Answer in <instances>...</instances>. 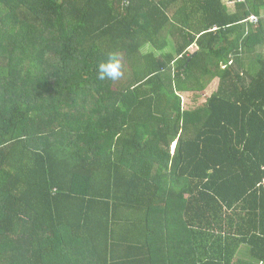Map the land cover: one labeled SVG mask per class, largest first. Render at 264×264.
Returning a JSON list of instances; mask_svg holds the SVG:
<instances>
[{
  "label": "trees",
  "instance_id": "16d2710c",
  "mask_svg": "<svg viewBox=\"0 0 264 264\" xmlns=\"http://www.w3.org/2000/svg\"><path fill=\"white\" fill-rule=\"evenodd\" d=\"M263 182L264 0H0V264H264Z\"/></svg>",
  "mask_w": 264,
  "mask_h": 264
},
{
  "label": "clouds",
  "instance_id": "9594fccd",
  "mask_svg": "<svg viewBox=\"0 0 264 264\" xmlns=\"http://www.w3.org/2000/svg\"><path fill=\"white\" fill-rule=\"evenodd\" d=\"M98 79L117 81L124 75L120 53L112 51L97 65Z\"/></svg>",
  "mask_w": 264,
  "mask_h": 264
},
{
  "label": "rangeland",
  "instance_id": "374dc122",
  "mask_svg": "<svg viewBox=\"0 0 264 264\" xmlns=\"http://www.w3.org/2000/svg\"><path fill=\"white\" fill-rule=\"evenodd\" d=\"M225 1H227V0H225ZM229 5H231V8L234 7L233 4H229ZM190 49H191V48H190ZM195 49H196V46H193V48L191 49V51H192V50H195ZM217 86H218V80L216 79V80L211 84V87L208 88V90L206 91V93H205V97H204V98H206L207 95L211 94V93L209 92V89H210V90H214L215 88H217ZM202 96H204V95H202ZM204 98H203V100H204ZM186 101H187V97H186ZM172 148L174 149V147H172Z\"/></svg>",
  "mask_w": 264,
  "mask_h": 264
},
{
  "label": "built area",
  "instance_id": "2783aa9c",
  "mask_svg": "<svg viewBox=\"0 0 264 264\" xmlns=\"http://www.w3.org/2000/svg\"><path fill=\"white\" fill-rule=\"evenodd\" d=\"M230 2L233 3L232 1H230ZM247 21H250L251 23L257 24L260 21V17L257 16L256 14H251L249 16V18L247 19ZM263 185H264V182H263Z\"/></svg>",
  "mask_w": 264,
  "mask_h": 264
},
{
  "label": "crops",
  "instance_id": "0c3cea01",
  "mask_svg": "<svg viewBox=\"0 0 264 264\" xmlns=\"http://www.w3.org/2000/svg\"><path fill=\"white\" fill-rule=\"evenodd\" d=\"M192 51H193V50H192ZM216 89H217V88H215L214 90H210V89H209V92L212 93V92H214Z\"/></svg>",
  "mask_w": 264,
  "mask_h": 264
}]
</instances>
